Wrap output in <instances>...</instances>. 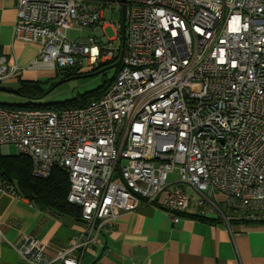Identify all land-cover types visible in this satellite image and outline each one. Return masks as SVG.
Here are the masks:
<instances>
[{
	"label": "built area",
	"instance_id": "built-area-1",
	"mask_svg": "<svg viewBox=\"0 0 264 264\" xmlns=\"http://www.w3.org/2000/svg\"><path fill=\"white\" fill-rule=\"evenodd\" d=\"M14 0L12 41L35 48L23 67L0 54V82L22 71L84 73L120 59L104 93L82 107L0 104V148L13 145L40 178L68 175L66 201L82 232L54 256L29 234L16 252L30 264H79L100 229L156 204L176 223L202 216L264 220V0ZM71 27L86 28L70 39ZM16 197L0 171V193ZM0 232V241H1Z\"/></svg>",
	"mask_w": 264,
	"mask_h": 264
},
{
	"label": "crops",
	"instance_id": "crops-1",
	"mask_svg": "<svg viewBox=\"0 0 264 264\" xmlns=\"http://www.w3.org/2000/svg\"><path fill=\"white\" fill-rule=\"evenodd\" d=\"M14 22V0H0V54L9 65L23 68L36 50L12 41ZM43 72L22 71L18 76L29 80ZM8 148L7 153L0 148V153L9 155ZM182 213L174 223L156 204L122 212L100 229L79 264H264V221L228 222L219 217L209 222L189 216L197 214L192 207ZM82 230L81 220L57 215L26 197L0 193V264H30L14 248L23 234L44 242L45 252L54 256Z\"/></svg>",
	"mask_w": 264,
	"mask_h": 264
},
{
	"label": "trees",
	"instance_id": "trees-1",
	"mask_svg": "<svg viewBox=\"0 0 264 264\" xmlns=\"http://www.w3.org/2000/svg\"><path fill=\"white\" fill-rule=\"evenodd\" d=\"M109 65L110 64H101L98 68L89 72L98 71L104 68L106 69V67H108ZM77 74L80 75L82 73ZM109 84L110 83H108L106 86L99 87L98 89L90 93L83 94L77 98L72 99L69 102L61 104L55 109L82 107L87 103L99 98L104 93L106 87ZM18 92L20 95H23L28 98H38L43 95L38 85L33 82H30V80L22 79L20 81V86L18 87ZM7 106L19 108H50V106L47 105L31 103L24 105ZM0 171L3 173L6 179L13 184L15 192L20 196L28 198L36 205L45 209H49L57 215H67L82 221L80 207L69 204L66 201V195L69 188V181L68 175L64 170L55 167L51 170L48 177H36L30 172V160L27 156L22 155L20 153L14 155H3L0 153ZM224 213L226 216L229 217L227 219L228 222L248 221L237 218H231V214L227 211H225ZM180 214L183 215L185 213ZM188 215L209 222L220 220V216H216V218H213L210 216H202L198 214Z\"/></svg>",
	"mask_w": 264,
	"mask_h": 264
},
{
	"label": "rangeland",
	"instance_id": "rangeland-1",
	"mask_svg": "<svg viewBox=\"0 0 264 264\" xmlns=\"http://www.w3.org/2000/svg\"><path fill=\"white\" fill-rule=\"evenodd\" d=\"M112 23H109L104 29V35L110 38L114 35V29L119 30L120 12L117 6H113ZM89 30L86 28L71 27L67 31V36L70 39L85 38L89 35ZM105 47H118L120 38H116L113 42H104L99 39ZM75 74L70 68L58 69L57 71H44L43 73H36L29 79L30 82L35 83L41 89L43 95L38 98H28L20 95L18 87L20 86L21 78L19 76L7 79L0 82V88L12 91H5L0 89V104L4 105H24V104H41L50 106V108H57L61 104L71 101L83 94L90 93L99 87L106 86L111 83L115 74L116 67L104 69L102 72L93 75ZM24 75V74H23ZM61 81V82H59ZM59 82V83H58ZM8 154H16V149L13 145H9ZM221 194L215 195L217 206L222 212H225L222 203L217 201L221 199Z\"/></svg>",
	"mask_w": 264,
	"mask_h": 264
},
{
	"label": "water",
	"instance_id": "water-1",
	"mask_svg": "<svg viewBox=\"0 0 264 264\" xmlns=\"http://www.w3.org/2000/svg\"><path fill=\"white\" fill-rule=\"evenodd\" d=\"M124 2H125L124 0H120V3H121V23H120V28H121V43H120V46H121V48L123 47V44H124V11H125V4H124ZM119 62H120V59H118L116 62L110 64L108 67H106V69L117 67L118 64H119ZM104 69H100L98 71L89 72V73H86L85 75L98 74V73L102 72ZM59 82H61V81H59ZM0 89L1 90H5V91H12V90H8V89H2V88H0Z\"/></svg>",
	"mask_w": 264,
	"mask_h": 264
}]
</instances>
